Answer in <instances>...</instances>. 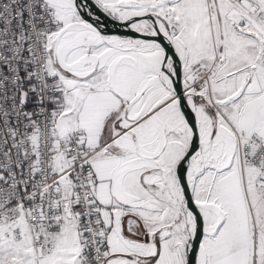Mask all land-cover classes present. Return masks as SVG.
Wrapping results in <instances>:
<instances>
[{
  "label": "snow or ice",
  "instance_id": "snow-or-ice-1",
  "mask_svg": "<svg viewBox=\"0 0 264 264\" xmlns=\"http://www.w3.org/2000/svg\"><path fill=\"white\" fill-rule=\"evenodd\" d=\"M0 264H264V0H0Z\"/></svg>",
  "mask_w": 264,
  "mask_h": 264
}]
</instances>
